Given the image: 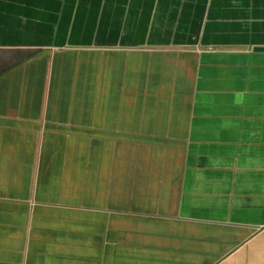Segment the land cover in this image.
<instances>
[{"label": "crops", "instance_id": "crops-1", "mask_svg": "<svg viewBox=\"0 0 264 264\" xmlns=\"http://www.w3.org/2000/svg\"><path fill=\"white\" fill-rule=\"evenodd\" d=\"M0 264H264V0H0Z\"/></svg>", "mask_w": 264, "mask_h": 264}]
</instances>
